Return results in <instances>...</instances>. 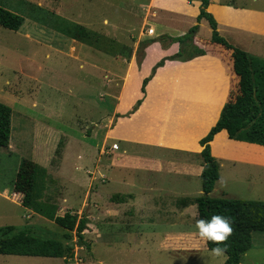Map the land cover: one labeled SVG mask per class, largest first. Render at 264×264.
I'll return each mask as SVG.
<instances>
[{"label":"rangeland","instance_id":"1","mask_svg":"<svg viewBox=\"0 0 264 264\" xmlns=\"http://www.w3.org/2000/svg\"><path fill=\"white\" fill-rule=\"evenodd\" d=\"M146 1L0 0L2 7L23 17L17 30L0 25V101L12 109L10 147L0 146V226L11 224L19 229L29 228L37 237L73 243L71 257L0 254V264H224L225 255H212L209 249L176 252L172 256L160 251L161 238L154 231L170 229L164 224L153 227L146 221L129 225L117 221L107 225L104 218L96 217L100 210L97 204L102 205L92 197L96 188H99L100 197L125 194L122 182L106 183L101 177L104 171L110 180L112 172L104 168L105 150L108 145L116 148L120 144L110 139L107 143L105 129L107 113L114 103L111 96L119 90V76L124 65L131 55L138 59L151 42L179 44L163 41L160 36L167 34H161L137 49L139 41H146L150 38L148 33L153 34L140 18L144 13L140 6ZM230 1L239 5L252 4L251 0ZM78 26H82V32L76 30ZM75 33L81 34L73 38L71 34ZM198 35L202 40L209 39L211 29L206 21ZM196 49V45L185 43L181 59H190ZM260 51L264 54V50ZM142 81L136 92L141 91ZM135 85L133 77L131 92L135 91ZM141 97L136 99L132 110L140 104ZM48 126L53 129L50 140L46 146L39 142L37 149L47 165L45 168L30 155V135L36 134L38 140V134L48 130ZM34 128L38 131L32 130ZM47 130L42 134H47ZM79 152L83 165L77 160ZM35 164L43 170L38 171L35 180L38 202L52 203L60 208V212L77 211L72 213L87 215L84 245L75 244L74 231L66 240L63 234L67 230L28 208ZM95 169L97 172L93 175ZM253 170L254 175L245 172L248 175L241 183L224 172L211 195L221 196L219 189L224 185L228 198L264 201V167L255 166ZM164 181L185 185L190 179ZM196 184L200 187V178ZM161 188L163 194H151L152 202L177 197L166 187ZM11 189L18 197L10 196L8 190ZM90 206L95 210L92 211ZM195 221L188 228L178 229H196ZM240 264H264V231L251 232V246L241 256Z\"/></svg>","mask_w":264,"mask_h":264},{"label":"crops","instance_id":"2","mask_svg":"<svg viewBox=\"0 0 264 264\" xmlns=\"http://www.w3.org/2000/svg\"><path fill=\"white\" fill-rule=\"evenodd\" d=\"M251 2V5H239L230 0H208L206 11L216 20L218 33L230 44L251 56L264 57L260 53V50H264V0ZM200 4L201 0H147L140 6L144 12L140 18L153 31V34L148 33L150 38L147 40L155 39L161 34L177 36L197 24L193 43L203 49L204 54L192 55L190 59L183 61L165 60L145 84L144 92H136L142 79L161 57L176 53L179 44L151 42L143 49L139 65L135 55L129 56L127 62L123 60L126 62L125 68L119 76V90L116 95L111 96L114 103L107 113L109 118L105 129L107 143L110 139L114 143H120L121 147L120 144L116 148L108 145L104 168L107 172L109 169L112 172L110 180L104 175V171L101 177L105 178L106 183L122 182L125 194L113 193L107 194L106 198L100 197L99 188L92 194L95 201L102 202V205L97 204L100 210H97L96 217L104 218L107 225L117 221L127 222L128 225L146 221L147 225L153 227L162 224L168 226L170 229L155 230L154 233L161 238L160 251L168 252L171 256L176 252L194 253L208 249L196 229L178 228H188L192 226L191 222L199 218L196 204L191 200L202 194L201 184L200 187L196 184L198 178L201 181L203 166V146L200 139L215 124L226 104L233 101L239 93V77L233 70L231 49L211 42L210 37L202 40L198 35L206 21L204 18L197 21ZM133 77L136 79V89L131 92ZM140 97V104L132 110L136 99ZM32 130L38 131L36 128ZM46 130H41L38 140L35 138L36 134L30 135V155L45 168L47 165L41 160L37 149L40 144L46 146L50 140L53 129L48 126L47 134L43 135ZM10 138L11 134L9 140ZM7 147H10V141ZM209 148L217 162L219 174L209 192L211 197H216L211 194L216 190V183L220 182L224 172L232 180L241 183L245 181L244 176L248 175L245 174L246 171L254 175L255 166L264 167L263 145L230 138L225 129L213 135ZM80 153L77 154V160L83 165ZM95 172L96 169L92 174ZM186 178L190 181L185 185L164 181ZM161 187H166L177 197L169 200L159 198L155 203L152 202L151 194H163L164 189ZM223 187L219 189V197H227V188ZM8 192L10 196L15 194L18 197L13 189ZM59 209L56 206V215L64 213ZM90 209L95 210L91 206ZM31 211L36 213L32 209Z\"/></svg>","mask_w":264,"mask_h":264},{"label":"trees","instance_id":"3","mask_svg":"<svg viewBox=\"0 0 264 264\" xmlns=\"http://www.w3.org/2000/svg\"><path fill=\"white\" fill-rule=\"evenodd\" d=\"M208 0H201L197 21L206 19L210 29V41L219 43L227 49H231L232 66L238 75L239 93L237 97L226 104L220 117L210 128L208 133L200 139L203 146L201 155L203 166L201 170L202 194L191 201L196 204L199 218L207 219L212 214H221L231 219L232 233L223 244L227 245L226 259L224 264H240L241 256L251 246V232L253 230L264 231V201L243 200L228 197H211L209 192L213 189L217 180L218 165L210 153L209 141L213 135L225 129L230 138L257 143L264 146V59L249 55L244 50L233 46L217 31V23L212 14L206 11ZM23 22V17L0 5V25L8 29L17 30ZM76 29L82 32V26ZM197 31V24L191 26L186 33L176 38L161 35L163 41L179 42V50L169 56L157 61L152 67L151 74L142 81L141 91L144 92V85L154 73L155 69L161 66L165 59H181L185 43L194 44L193 37ZM81 33L71 34L73 38L79 37ZM155 39L139 42L137 49L143 47ZM195 45V44H194ZM204 54L201 48L196 49L192 55ZM191 55V56H192ZM189 56V57H191ZM141 54L137 59L140 63ZM139 103V101H138ZM134 109V108H133ZM12 109L9 105L0 101V146H7L10 136ZM33 184L28 208L34 212L52 220L61 228L67 230L63 234L64 239L71 238V231L75 234V244L84 245V230L87 229L88 218L86 214L78 216L76 213L65 211L62 215H56V205L48 202H38V189L35 188V180L38 171L42 172L39 165L33 166ZM182 201H189L184 200ZM209 250L214 246L213 242L206 241ZM0 254L61 257L67 258L73 255V243H63L56 238H40L35 236L29 228H17L14 225L6 224L0 226Z\"/></svg>","mask_w":264,"mask_h":264},{"label":"clouds","instance_id":"4","mask_svg":"<svg viewBox=\"0 0 264 264\" xmlns=\"http://www.w3.org/2000/svg\"><path fill=\"white\" fill-rule=\"evenodd\" d=\"M231 219L221 214H212L207 219L198 218L195 221V228L199 237L206 241L213 242L212 255H225L227 245L223 244L232 233ZM226 258V255H225Z\"/></svg>","mask_w":264,"mask_h":264},{"label":"built area","instance_id":"5","mask_svg":"<svg viewBox=\"0 0 264 264\" xmlns=\"http://www.w3.org/2000/svg\"><path fill=\"white\" fill-rule=\"evenodd\" d=\"M149 31H151V30L149 29Z\"/></svg>","mask_w":264,"mask_h":264}]
</instances>
